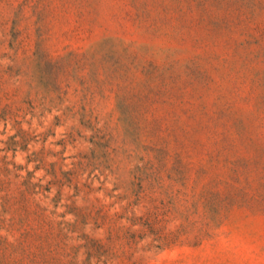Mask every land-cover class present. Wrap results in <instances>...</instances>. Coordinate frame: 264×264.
Masks as SVG:
<instances>
[{
	"label": "rangeland",
	"instance_id": "obj_1",
	"mask_svg": "<svg viewBox=\"0 0 264 264\" xmlns=\"http://www.w3.org/2000/svg\"><path fill=\"white\" fill-rule=\"evenodd\" d=\"M0 264H264V0H0Z\"/></svg>",
	"mask_w": 264,
	"mask_h": 264
}]
</instances>
